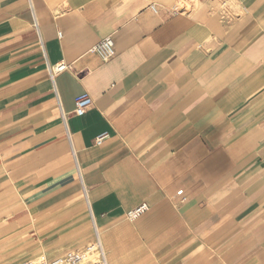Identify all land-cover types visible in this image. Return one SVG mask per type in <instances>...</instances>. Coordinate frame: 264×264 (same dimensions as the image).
I'll list each match as a JSON object with an SVG mask.
<instances>
[{
  "label": "crops",
  "instance_id": "1",
  "mask_svg": "<svg viewBox=\"0 0 264 264\" xmlns=\"http://www.w3.org/2000/svg\"><path fill=\"white\" fill-rule=\"evenodd\" d=\"M185 2L0 0V264H264V0Z\"/></svg>",
  "mask_w": 264,
  "mask_h": 264
},
{
  "label": "built area",
  "instance_id": "2",
  "mask_svg": "<svg viewBox=\"0 0 264 264\" xmlns=\"http://www.w3.org/2000/svg\"><path fill=\"white\" fill-rule=\"evenodd\" d=\"M185 0H177V3L174 9H180L181 7H185ZM150 8L154 11V7L150 6ZM60 36V33H58ZM91 52L97 54L101 59L108 60L115 54L114 42L111 37H105L93 45L90 49ZM48 73L51 80H53L54 76L63 71H67L70 69V65L65 63L64 61H59L53 65H48ZM91 105V99L86 93H81L75 99V107L73 113L75 115H82L86 109ZM66 115L61 114V118L63 121L65 120ZM97 142L101 141V137L96 139ZM176 195L181 196L182 190L176 191ZM183 200L184 197L182 196ZM147 210V204L141 203L138 206L128 210L126 212V218L128 220H133L141 215L143 212ZM22 264H108L104 250L99 242L96 239L93 243L88 244L83 249L78 250H69L65 252L63 255L56 257L54 259H29L24 261Z\"/></svg>",
  "mask_w": 264,
  "mask_h": 264
}]
</instances>
